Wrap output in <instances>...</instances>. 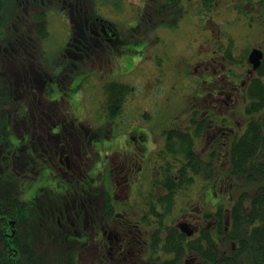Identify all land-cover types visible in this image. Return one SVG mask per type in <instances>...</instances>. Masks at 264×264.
Segmentation results:
<instances>
[{
  "label": "flooded vegetation",
  "instance_id": "af4514ba",
  "mask_svg": "<svg viewBox=\"0 0 264 264\" xmlns=\"http://www.w3.org/2000/svg\"><path fill=\"white\" fill-rule=\"evenodd\" d=\"M50 12L57 16L61 39L48 40ZM14 16L18 19L7 18L0 30L48 35L0 47L1 88L7 93L10 86L15 97V110L9 114L5 103L7 118L1 122L8 133L0 137L1 254H39L41 240L59 232L79 264H160L153 262L154 234L167 237L170 228L181 249L187 240L206 238L203 228L216 238L212 213L220 204L227 210L238 190L226 164L233 137L251 117L244 112L246 84L254 73L248 56L259 48L264 57V0H18ZM37 17L45 22L39 25ZM180 31L216 47L193 64V74L206 71L207 79L196 85L190 101L172 110L182 115L160 116L147 126L159 128L151 137L137 131V112L150 104L154 112L171 109L160 111L162 91L156 93L159 107L151 88L137 94L123 80L130 71L119 60L141 42L165 47ZM45 41L62 49L50 56ZM243 42L250 43L249 51L236 59L233 49ZM84 80L97 89L90 102L97 121L83 118ZM109 111L116 112L108 117ZM122 119L130 135L126 142L114 135ZM199 124L205 126L202 144ZM185 133L193 134L198 155L224 165L211 179L197 173L184 185L178 139ZM191 190L200 192L186 207L179 198ZM165 191L176 197L170 212L160 210L166 202L159 194ZM220 193L224 200L218 203ZM187 255L172 264L194 263L193 253Z\"/></svg>",
  "mask_w": 264,
  "mask_h": 264
},
{
  "label": "trees",
  "instance_id": "16d2710c",
  "mask_svg": "<svg viewBox=\"0 0 264 264\" xmlns=\"http://www.w3.org/2000/svg\"><path fill=\"white\" fill-rule=\"evenodd\" d=\"M18 0H0V24L6 19L17 20ZM25 16L30 15L25 12ZM36 22L41 25L38 17ZM46 31H2L0 30V47L17 40L35 41L37 36L45 39ZM248 102L244 112L251 117L246 123L242 134L233 137L226 164V171L232 179L240 184L256 183L254 188L241 189L237 197L224 210L225 204H220L218 209L212 213L216 220L213 229L216 238H211L206 232V238L190 239L185 241L186 247L181 249L177 245V237L169 228L167 237H161L162 233L154 234V263L172 264L177 257H187V251L193 253L196 260L192 264H264V59L260 66L254 70L246 84ZM123 100V94H121ZM8 103L9 113H13L15 104L14 91L9 87L8 91L1 88L0 78V137L8 135L1 124L7 117L4 102ZM116 111H109L108 117H112ZM199 140L202 144L205 126L199 124ZM181 152V167L184 169V185L192 182L197 173L209 180L215 171H219L223 164H218L217 159L209 154L198 155L194 151L193 134L185 133L179 138ZM236 187V186H234ZM188 192V191H187ZM184 191L185 194H187ZM174 191H165L159 194L160 202H166L160 210L170 212V207L176 201ZM174 196V197H173ZM170 214V213H169ZM15 218V216H13ZM18 222H16L17 224ZM0 231V246L2 244ZM17 242V239H14ZM68 241L57 232L53 240H41V252L39 254L19 255L15 252L8 253L7 257L1 254L0 264H79V256L68 253ZM10 247L11 243H10Z\"/></svg>",
  "mask_w": 264,
  "mask_h": 264
},
{
  "label": "rangeland",
  "instance_id": "374dc122",
  "mask_svg": "<svg viewBox=\"0 0 264 264\" xmlns=\"http://www.w3.org/2000/svg\"><path fill=\"white\" fill-rule=\"evenodd\" d=\"M48 23L50 30L48 40L61 39L62 30L58 25L57 16L55 14L51 12L49 13ZM248 23H250L249 19L244 21L243 26L246 27ZM252 23L255 25V20L252 21ZM63 30L65 33L68 32L67 24H64ZM193 34V32L187 31L174 33L172 39L162 48H146L145 43L141 42L127 49L128 51L123 53V56L120 58L119 64L121 67L128 69L127 72L130 71V75L124 76L123 80L132 83L135 86L137 94H140L145 88H151L154 94L153 100L157 103L156 107H159L160 103L164 102L160 105V111L165 108L171 109L163 112H154L149 110L151 107H154L150 104L148 110L142 109L138 111L134 123L138 132L145 135L147 134L151 137L157 135L159 128L156 125L151 127L147 126L153 124L156 119L161 118L160 116L165 119H173L181 116L182 111L172 110H176L180 107L183 101L184 103L190 101L191 96L193 95V89L196 85L201 83L202 79H207L206 71H201L200 74L194 75L192 72V66L194 63L201 61L202 57L207 58L209 56L208 54L214 51L216 45L214 43L205 44L202 39L197 41L192 40ZM164 35L166 36L165 38L171 37L169 33H164ZM45 44L50 56L56 55L59 48L62 49L63 46V44H53L50 41H45ZM249 46L250 43L248 42L239 44L233 49L234 57L238 59L244 53L246 54L247 51H249ZM262 49L264 50V46H262ZM158 64H161L162 66H158ZM162 67H164V70H162ZM81 88L84 90V98L82 96V101L85 106L83 107V118L90 117L93 121L101 119L99 113L93 110L90 104L91 97L94 99L98 95L97 89L89 86L86 80L81 83ZM161 91L164 93V99L162 102L156 94L161 93ZM149 96H151V92L149 93ZM81 113L80 110L79 114ZM114 135L116 138H119V140H121V136L124 137L123 142L127 141V138L130 135L126 119H122L117 133ZM243 184H245L244 187L246 188H254L257 185L256 183ZM243 184H240V188L235 193V198L239 191L244 189ZM199 192L200 191L191 190L189 196H186L184 199L179 198V200L187 207L188 200H196ZM211 194L212 188H209L206 195L211 197ZM223 195L224 193L218 195L216 199L218 203L224 200ZM193 209L197 210L196 207H193Z\"/></svg>",
  "mask_w": 264,
  "mask_h": 264
},
{
  "label": "water",
  "instance_id": "95a60500",
  "mask_svg": "<svg viewBox=\"0 0 264 264\" xmlns=\"http://www.w3.org/2000/svg\"><path fill=\"white\" fill-rule=\"evenodd\" d=\"M262 56L263 54L260 49L254 48L251 50L249 54V61L252 63L253 68H257L259 66Z\"/></svg>",
  "mask_w": 264,
  "mask_h": 264
}]
</instances>
